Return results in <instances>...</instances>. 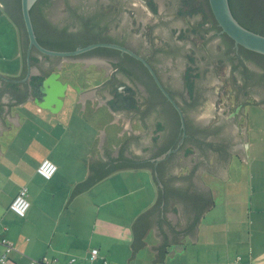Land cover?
I'll return each mask as SVG.
<instances>
[{
	"label": "water",
	"instance_id": "95a60500",
	"mask_svg": "<svg viewBox=\"0 0 264 264\" xmlns=\"http://www.w3.org/2000/svg\"><path fill=\"white\" fill-rule=\"evenodd\" d=\"M35 1L36 0H21L22 16L28 36L26 50L27 72L25 77L21 79H11L12 77L0 74V135L1 131L9 129L3 124L4 117H7L8 120L15 126L18 125L17 116L15 115L13 118L10 116V106L21 105L27 100H34L35 103L40 107L47 108L52 112H56L65 104L68 105V103H71L70 105H73L77 101L76 96H73L71 92L69 94L67 93L69 85L67 82H63L60 79L59 71H52L48 75L44 76L39 86L41 93L40 97H35L31 94V92H28L26 97L21 99L19 96L22 91L3 89L1 87L2 79L6 81L20 82L28 80L31 74L42 75V72L36 67L37 65H31L30 56L33 48H35L40 54L60 57L61 62H59L58 67L61 66L63 61H67V63H65V67L61 70V78L63 80H70L75 85L85 89L89 87L85 81L86 79H104L110 75V72L107 71L108 69L110 70V68H108V64L104 61L103 63L102 61H100V63H93L91 62L93 60H91L88 64H82L80 63V60L71 59L69 57L76 56L95 47H113L120 49L121 51H125L140 60L148 68L156 83L169 99V101L173 104L175 109H177L180 116V125L182 130V137L178 143L179 146L183 138L186 136L185 119L183 113L174 99L165 90L151 65L143 57L139 56L129 48L109 42H95L82 47H77L73 50H54L42 46L36 38L30 16V8ZM67 2L69 6L71 5L72 7L77 8L78 12H82L85 16H90L98 10L102 11L104 14L102 24H106V32L114 38H125V40L130 45L138 47L141 41L145 42L147 45L150 44L154 46L162 45L163 42L166 41L170 42L171 45L175 47L177 45L175 29L182 25L183 27H186V29H189L191 27L190 23L196 24L197 20L194 16H191L187 12V8L183 6V0H147L146 2L143 0H67ZM208 2L218 25L221 27V31L226 33L234 41L236 47L241 45L249 50L264 54V35L244 27L233 15L228 0H208ZM67 7L68 5L65 3V0H55L49 10L48 18L59 28L67 26L69 30H75L77 29L78 25L71 17V13ZM182 17L186 18L188 22L183 21ZM162 20L165 22H162ZM169 26L170 28H168ZM141 27L144 28L140 30ZM201 41L202 40L199 37H196L195 35L193 36L192 32L188 30L187 41H184L186 47H183L181 49L182 51H180L178 47L175 54L176 58L174 57L172 60L166 59L165 64L168 65L166 67L168 71L166 72L170 73L165 74V71H163V76L167 80H170V84H172V86H177L182 79L181 74L184 73L186 68L192 67L194 72L197 71L200 73L201 75L194 81V86L200 89V94H202L203 97L201 100H203L204 104L203 106L199 105L198 108L188 109L187 115L189 119L208 129H212L214 126H217V123L219 122L220 128L218 133L221 135V137L227 140V143L236 144L237 142L246 141V134L243 136L245 139L240 136V133H234V136H230L232 126L227 121V119L224 118L228 117V110L224 109V105H232V102L227 101L226 99L228 97L232 99V95L234 94H239L240 97L243 96L244 91L241 89L242 79L238 74L234 75L233 73H230L227 60L223 61V53L220 50V46L217 45L216 42L210 43L209 45L203 47L202 43L204 41ZM187 56H191L193 61H191L190 58L187 59ZM45 63L46 62H44V64ZM118 77L123 79L120 75H118ZM262 89L263 88H261V91H259V87L256 86L249 92V94L246 95L245 98H248L251 101H253L254 98L259 100L261 95L264 96V90ZM87 96L88 93L80 95L79 102L82 103L81 110H84L85 99ZM69 97L71 98V101ZM95 99L97 101L99 100L98 102L100 103V96H97ZM111 121H117L119 124L115 126V131L114 127L111 126L107 127L106 131L104 128L105 124ZM239 121L243 120L239 118ZM106 123L102 129H99L100 133L97 135L99 136L98 149L100 151H102L104 145H108L109 149H115L120 142L125 141L124 139L127 135L126 129L132 127V117H129L127 112L125 114L116 112L113 118ZM242 124L243 122L240 124V126L243 127ZM143 130L144 129H141V138L139 143L137 139H131L130 137L128 138V141L124 146L125 150L128 152H143L144 150L145 152L148 151L146 150L148 136L145 135ZM113 131L114 134L119 131V137L113 136L112 140H110L109 143H106L107 134L111 136ZM130 136L132 137V134ZM228 138L230 140H228ZM175 150L176 149H169L166 153L154 159V176L157 186L162 191V209L165 203V190L157 171V163L166 159L168 155ZM194 150L196 155H194L193 159H188V161L182 160L180 163L175 161L172 166L173 168L171 173L167 174L168 172H166L165 176H187V174H191L188 179H173L175 180V186L184 188L183 186L191 181V183L196 185L199 189H201V191L202 189L206 190L207 187L199 178V175L202 173V171H206L218 177L222 176L224 178L223 180L228 178L226 170L224 169L227 162L224 160L218 162L216 159H213L214 157L212 158L210 154L209 162L211 163H209V165H205L204 163L198 162L200 161V154L197 149L194 148ZM238 151L241 153L240 150ZM0 152L2 151L0 150ZM100 155L104 161L107 160L103 154L100 153ZM241 156L242 159H239L246 161L247 153H241ZM202 158H205V156H202ZM94 159L97 160V157L95 156ZM94 159L90 157L89 165ZM195 161L197 165L193 163ZM191 164H193V166ZM72 194L73 191L71 195ZM181 204L182 203H179V201L176 199H170L168 211L166 212L167 220L174 227L176 232H179L178 238L180 235L185 233V228L191 221V218L184 216L185 211ZM152 225L154 234L159 237V241L155 244H148V246L153 250V253V247L162 241L163 235L168 237L170 243H185L180 239L179 241L174 242L172 230L167 225L164 224L162 228H160L156 222H153ZM186 233H188L190 241L193 242L197 234V224L191 232H187L186 230ZM129 259L130 257L127 259V261ZM153 263L155 264L154 261Z\"/></svg>",
	"mask_w": 264,
	"mask_h": 264
},
{
	"label": "flooded vegetation",
	"instance_id": "af4514ba",
	"mask_svg": "<svg viewBox=\"0 0 264 264\" xmlns=\"http://www.w3.org/2000/svg\"><path fill=\"white\" fill-rule=\"evenodd\" d=\"M143 1L146 2L147 0ZM188 9L190 10L187 12L197 19L196 24L190 23L191 27L189 29H186L183 25L175 29V36L177 39V45L175 47H173L170 42L166 41L159 46L150 44L147 45L145 42L141 41L138 47L130 45L125 38L122 37H117L114 42H109L129 48L139 56L143 57L154 69L165 90L179 106L185 119L186 132V136L183 138L179 146L178 143L182 137L179 113L160 89L148 68L137 58L125 51H121L120 49L113 47L107 48L116 49L117 51L102 50L87 54L83 52V54L69 57L71 59L80 60V63L82 64H88L91 60H93L91 61L93 63H100V61L103 63L104 61L108 64V68H110V70L106 69L110 72L108 77H105L104 79H86L85 81L89 87L82 89L83 87L81 88L80 86L75 85L70 80H63L61 78V70L65 67V63H67V61H63L61 66L58 67L59 62H61L60 57L50 56L49 58H45L42 55H38L39 60L42 62L39 66H36L39 71H41L42 74L47 73V75L52 71H59L60 79L63 82L68 83V90L76 96V100H78L79 95L88 93L84 109L86 114H95L94 112H100L103 109L105 113L108 111L111 114H115L116 112L125 114L127 112L128 116L132 117V127L126 129L127 135L124 139L125 141L120 142L115 149H109L108 145H104L102 151L98 152L103 154V156L107 159L119 157L134 158L142 161L148 160L153 162L154 165V159L166 153L169 149H176L171 152L166 159L162 160L167 161L162 170L165 174L166 172H168L167 174H170L175 161L180 163L182 160L188 161V159L194 158V155H196L194 148L197 149L200 154V161L198 162L209 165V163H211L209 162V156L211 154V157H214L213 159H216L218 162L223 160L227 162L224 167L225 170L228 168V163L233 157L242 159L241 153H246V141L230 144L227 143V140L221 137L218 133L220 128V123L218 121L217 126H214L212 129H208L189 119L187 115L188 109L198 108L199 105L203 106L204 103L203 100H201L203 97L202 94H200V89L195 86L192 89H189L188 87L187 68L184 70V73L181 74L182 79L177 86H172V84H170V80H167L163 76L162 72L165 71V74L170 73L166 72L168 71L166 68L168 65L165 64L166 59L172 60L174 57L176 58L175 54L178 47L180 51H182L181 49L183 47H186L184 41H187L188 30L192 32L193 36L195 35L204 41L202 43L203 47L216 42L217 45L220 46V50L223 53V61L227 60L230 73H233L234 75L238 74L242 79L241 89L244 91L243 96L240 97L239 94H234L232 95V99H230V97L226 99L227 101H231L232 105L228 104L227 106L224 103V109L228 110V117L224 118H226L232 126L230 136H234V133H240V136L243 137L246 134L247 123L249 120L248 115L245 112V108L253 106L264 110L263 95H261L259 100L254 98V100L251 101L248 98H245L246 95L249 94V92L256 86L259 87V91H261V88L264 90V62L253 61L250 57H245L239 53V46L236 47L234 42H231L224 36V32L221 31V27L218 25L215 17L211 15L212 12L210 11L208 5L206 6V4H204V12L200 11L197 6L193 9ZM182 20L188 22L186 18L182 17ZM162 22L165 21L162 20ZM143 28L144 27H141L140 30ZM168 28H170V26ZM186 58H191L190 60L193 61L191 56H187ZM44 62L46 63L44 64ZM195 73L198 72L196 71ZM118 75H120L123 79H120ZM200 75L201 74L198 73L197 78ZM31 76H33V74H31L29 79L26 81L9 82L18 83V87H15L13 90H25L30 93L32 91L31 87H28V83ZM24 77L25 75L23 77L15 78L21 79ZM118 93H122L124 95V99L127 98V100H129L128 102L131 103L130 109L114 106L116 105L114 102L118 101ZM97 96H100L102 100L100 99V103L97 102V104H92L91 101L97 98ZM76 103H74L72 107ZM239 118L243 121H239ZM242 122L243 127L240 126ZM118 124L119 123L117 121H111L106 123L104 128L107 131V127L111 126L114 127L115 131V126ZM141 129H144L143 131L145 135L148 136L146 149L148 151L128 152L124 148L128 138L137 139L139 143L141 138ZM114 131L111 136L107 134L106 143H109L113 136L119 137L120 132L117 131L114 134ZM131 134L132 137L130 136ZM243 138L245 139V137ZM228 140L230 139L228 138ZM172 144L173 146H171ZM238 150H240L241 153H239ZM87 153L93 155L95 154L92 149H88ZM202 156H205V158H202ZM196 161L193 162L195 165H197ZM213 162L216 163L215 161ZM191 165L193 166V164ZM220 178L224 179L222 176H220ZM174 182L175 180H172L173 185ZM189 182L185 185V187L189 185ZM190 187L197 189L198 191L201 190L192 183ZM179 203H182L181 205L184 208V216L191 218L192 214L186 208L185 204L182 201H179Z\"/></svg>",
	"mask_w": 264,
	"mask_h": 264
},
{
	"label": "rangeland",
	"instance_id": "374dc122",
	"mask_svg": "<svg viewBox=\"0 0 264 264\" xmlns=\"http://www.w3.org/2000/svg\"><path fill=\"white\" fill-rule=\"evenodd\" d=\"M1 27L3 32L0 34V65H8L2 61V58L7 61L14 58L17 32L6 17L0 22ZM67 93L69 94L70 91L67 90ZM92 102L97 104L98 101L94 99ZM70 104L68 103L69 107ZM245 112L249 119L246 131V161L233 157L228 163V178L225 181L218 178L211 179L212 174L206 171H202L199 175L202 183L206 182L207 188L216 189L214 190L216 207L207 214L204 221V225L207 224L204 228H207L208 232H211V227L216 229L214 250L218 249L215 250L218 251V256L214 253L213 264H217L216 260L219 264H264V110L248 106ZM94 113L89 114L88 118L100 125H104L114 116L108 111L105 113L103 109ZM58 120V137L63 142L61 153L69 154L70 157L76 155L75 157L83 163L74 161L75 164L70 167L77 169V173H81V170L86 171L90 159L87 151L96 149L93 127L88 121H82L80 117L70 115L69 112L61 113ZM87 170L89 173V169ZM100 185L90 194H86L87 203L58 209L45 207L42 215L37 214L42 216L43 221L48 218H59L61 221L74 220L81 216L88 219L90 217L92 220L97 218L93 240L98 244L96 247L102 245L101 250L105 254L107 251H113L115 259L111 261L106 255L107 260L121 264L126 256L122 253L131 251L132 223L137 215L153 202L155 188L151 174L145 168L116 170ZM4 187L3 192L0 193L2 198L14 194L10 184ZM61 190L55 194L62 198L66 193ZM48 195H51L50 191ZM37 209L39 208L31 206L26 214L36 215ZM6 212L7 216L5 215L2 225H6L9 231H17L25 218L22 219L8 212L5 207L0 210V216L2 217ZM28 238L30 239L31 236L28 235ZM150 240L151 235L148 237V242ZM204 250L206 253L210 252L207 245ZM140 251L149 253L148 247ZM75 264H79L77 259ZM80 264H90V261L85 259L80 261Z\"/></svg>",
	"mask_w": 264,
	"mask_h": 264
},
{
	"label": "crops",
	"instance_id": "0c3cea01",
	"mask_svg": "<svg viewBox=\"0 0 264 264\" xmlns=\"http://www.w3.org/2000/svg\"><path fill=\"white\" fill-rule=\"evenodd\" d=\"M4 18L5 16L0 10V22H3ZM2 32L3 28L1 27L0 34ZM15 42L16 51L13 52L14 58H11L10 61L2 58V61L8 65H0V74L12 78L18 77L22 70L17 35ZM79 100L80 95L73 107L65 104L56 112L40 107L34 100H27L21 105L9 107L11 118L15 117V115L18 118L17 126L10 122L7 117L3 118L4 126L9 129L1 131L0 135V150L2 151L0 152V193L3 192L6 184H10L11 191L14 194L4 198L0 196V210L5 207L8 212L14 214L9 209V204L21 187H26L27 189L29 208L31 206L39 208L35 212L36 215L25 214L20 217L22 219L25 218V220L22 221L17 231H9L6 225H2L7 212L4 215L2 214V217L0 216V237H6L13 243V249L8 253L11 264H75L76 259L79 264L80 261L85 259H88L90 264H101V259L103 257L106 258V255L109 256L108 259L111 261L115 259L113 251H107V254H105L101 250L102 245L99 244L100 247H96L98 244L93 241L97 218L92 220L90 217L88 219V217L81 216L74 220L66 219L61 221L59 218H48L43 221L42 216H40L44 213L45 207L58 209L61 207H76L79 204L87 203L85 201L86 194L96 190L101 186L102 181L110 175L100 179L87 190L71 195L74 187L88 176L87 169L89 168L87 165L86 171L80 169L81 173H77V169L70 166L75 164L74 161L83 163L82 160H78L75 157L76 155L70 157L69 154L64 153L65 155H63L61 153L63 142L58 137V118L61 113L69 112L70 115H77L82 121H88L91 124L95 135L94 145L96 149L93 150L95 152L94 155L89 154L88 156L93 159L96 156L97 159L104 160L98 153L100 150L98 149L99 136H97L100 133L99 129H102L104 125L93 123L88 118L90 117L89 114L87 115L84 110H81L82 103ZM44 158L52 160L57 166L56 172L49 179L42 177L37 171L39 163ZM226 173L228 177L227 169ZM213 178L221 179L212 174L211 179ZM205 183L204 181V185ZM59 189L66 193L62 198L55 194V192L60 191ZM214 190L216 191V189H213L215 197ZM49 191L51 195H48ZM215 207L214 199L213 206L203 214L197 224V234L193 242L190 241L188 233L185 232L179 237L185 243H170L171 248L167 251L164 261L155 264H213L214 253L215 256H218V251H215L218 249L214 250L216 229L214 230L211 227V232H208L207 228H204V226H207V224L204 225V221L207 214L213 211ZM56 212L58 213V210ZM37 213H40V215ZM27 234L31 236L30 239ZM150 235L151 240L148 242ZM145 240V247H148L149 253H141L142 251L139 250L126 263L125 260L129 258L131 251H124L122 254L126 256L121 264H154V253L148 244H155L159 241V237L154 234L153 225L147 232ZM205 245L209 247L210 252H205ZM3 248V245L0 244V252ZM92 248H97L98 252H100L95 259H91L90 256L89 249L91 250ZM72 257L75 258L74 262H70ZM217 261L215 263L219 264Z\"/></svg>",
	"mask_w": 264,
	"mask_h": 264
},
{
	"label": "trees",
	"instance_id": "16d2710c",
	"mask_svg": "<svg viewBox=\"0 0 264 264\" xmlns=\"http://www.w3.org/2000/svg\"><path fill=\"white\" fill-rule=\"evenodd\" d=\"M55 0H36L30 8V16L33 24V28L36 34L38 42L49 49L54 50H73L77 47H82L95 42H114L115 38L111 37L106 32V24H102L104 14L102 11H95L94 14L90 16L83 15L82 12H78L77 8L69 6L67 9L71 13V17L75 20L78 27L75 30H69L67 26L59 28L54 25L48 18L49 10ZM183 6L193 9L198 7L200 11L204 12V4L210 8L208 0H183ZM229 6L235 18L247 29L264 35V0H228ZM0 10L3 15L13 24L16 29L18 42H19V53L22 62V70L18 77H23L27 71V59L26 50L28 44V36L25 29V24L22 16L21 10V0H0ZM211 11V9H210ZM212 12V11H211ZM212 16L213 13L211 14ZM216 20V19H215ZM224 36L234 42L226 33ZM102 50H113L107 47H95L85 52H98ZM239 53L245 57H250L253 61L264 62V54L249 50L241 45H239ZM83 54V53H81ZM237 54V53H236ZM38 55H42L45 58H49L48 55L40 54L35 48L31 51L30 62L31 65L39 66L41 61ZM80 55V54H79ZM191 59V58H190ZM47 73L42 75H33L30 77L28 87H31V94L35 97H40L39 86L43 77ZM198 73L194 72L192 67L187 68V81L189 89L194 87V81L197 78ZM2 88L13 90L18 87V83L9 82L1 80ZM28 91L23 90L20 93V98L24 99ZM118 101L114 102L116 107L131 108V103L129 100L124 99L122 93H118ZM181 130V127H180ZM189 132V130H188ZM173 146V144L171 145ZM167 163V161H161L158 163V174L164 185V195L165 203L163 209L162 204V191L157 186V182L154 176V165L153 162L148 160H136L134 158H111L104 160H92L89 165L88 176L78 183L73 190V193H80L83 190H87L100 179L106 177L112 172L123 169V168H145L148 169L151 174V179L155 187V198L153 202L141 213L137 215L132 223V238L130 243V258L146 245V235L151 228L153 222H156L160 228L167 225L173 233V241H178V234L174 227L166 218V212L168 211V205L170 199L182 201L186 208L191 212V221L185 228V232H191L196 224H198L200 218L203 214L208 211L214 204V193L213 190L207 188L205 191H198L190 187L191 181L188 186L184 188L179 186H174L172 183L173 179H188L191 174L187 176H165L162 168ZM171 248V244L166 235H163V239L160 243L153 247L155 263L163 262L167 251Z\"/></svg>",
	"mask_w": 264,
	"mask_h": 264
},
{
	"label": "built area",
	"instance_id": "2783aa9c",
	"mask_svg": "<svg viewBox=\"0 0 264 264\" xmlns=\"http://www.w3.org/2000/svg\"><path fill=\"white\" fill-rule=\"evenodd\" d=\"M56 164L48 159L44 158L38 165V173L46 178H51L56 172ZM29 208V200L27 198V189L26 187H21L17 194L13 197L9 204V209L19 217H23ZM0 244L3 245V250L0 252V264H11L8 258V253L13 249V243L8 240L6 237H0ZM98 249L92 248L90 250L91 259L98 257ZM75 258H70V262H74ZM101 264H114L109 262L106 258L101 259Z\"/></svg>",
	"mask_w": 264,
	"mask_h": 264
}]
</instances>
